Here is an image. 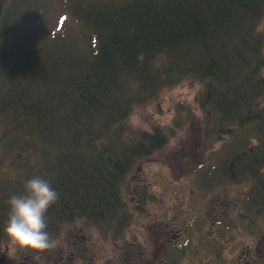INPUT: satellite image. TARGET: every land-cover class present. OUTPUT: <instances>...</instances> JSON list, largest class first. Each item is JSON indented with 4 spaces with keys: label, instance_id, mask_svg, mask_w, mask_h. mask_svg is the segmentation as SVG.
Here are the masks:
<instances>
[{
    "label": "trees",
    "instance_id": "obj_1",
    "mask_svg": "<svg viewBox=\"0 0 264 264\" xmlns=\"http://www.w3.org/2000/svg\"><path fill=\"white\" fill-rule=\"evenodd\" d=\"M57 7L86 31L84 43L65 13L55 18ZM263 15L264 0H0V239H7L6 201L40 176L59 194L45 214L50 237L57 243L77 226L59 247L34 250L38 264H93L103 247L91 243L87 230L106 243L125 240L133 205L144 208L154 199L138 178L130 181L128 199L127 176L184 130L194 107L177 102L169 123L150 122L148 129L131 127L129 116L184 81L198 85L192 104L202 115L201 164L189 171L191 187L215 196L246 185L237 202L217 205L220 213L206 223L240 232L258 224L255 217L264 216ZM182 227L188 244L170 253L179 262L199 251L202 243L193 241H203L191 221ZM130 244L115 248L109 264L148 262Z\"/></svg>",
    "mask_w": 264,
    "mask_h": 264
},
{
    "label": "rangeland",
    "instance_id": "obj_2",
    "mask_svg": "<svg viewBox=\"0 0 264 264\" xmlns=\"http://www.w3.org/2000/svg\"><path fill=\"white\" fill-rule=\"evenodd\" d=\"M64 13L66 14L65 23L71 22V28L78 36V41L84 43L86 41V31L84 29L77 30L76 23H73L72 18L64 8H56L55 18L57 17L60 20L61 17H64ZM263 24L264 15L259 26ZM197 90V84L191 81H184L179 85L163 90L156 99L149 103L135 107L129 116L128 124L131 127L148 129L150 128V122H158L160 124L169 123L174 115V107L177 102H186L192 108L194 107V119L186 125L184 130L172 138L159 153L151 158H147L127 176L124 195L128 199L130 196V181H133L134 178H138L151 189L154 199L151 203L144 206V208L133 205L135 208L133 213L135 221L128 228L125 235L126 239H123L122 242L120 241L115 245L114 243L104 242L103 238L94 229L86 231V235L91 240V243L97 241V245L99 242L101 248L103 247L96 254L95 251L90 250L95 254L91 259L93 264H109L110 259H112L111 257L115 256L113 255L114 249L116 248L118 250L119 247L125 248L127 247L126 243L131 245V242L139 246L138 254L140 255L142 252L148 258H146L148 264H155L158 262V259H161L160 257L163 253L161 245L163 240H161L160 231L165 228L167 222L176 226L175 229L182 228L183 230V221L188 219L195 226L191 228L197 230L203 241L220 239V236H218V228L206 223L207 221L205 219H208L209 214L217 216L220 213L217 203L221 202V200L228 205L230 202H237L238 196H242L243 191L246 190V185H242L241 183L229 185L227 187L228 191L224 189V191H221L215 196L213 194L203 195L201 191L196 193L191 187L194 179L188 176L189 171L191 168H196L201 164L198 157V149L202 115L192 104ZM227 219L225 218V221ZM255 220L258 221L256 228L249 225L251 223L246 224L249 227V231L248 228L244 229V232H240L239 227H232L231 229L237 233L238 237L247 239L248 245H250V239L254 241L253 245L254 243L257 244L258 241L260 250L263 248L262 253H264V236L262 234L264 232L262 230L264 227V216L263 218L257 216ZM72 226L75 228L77 225L74 224ZM72 229L68 230V232ZM246 230L248 233L253 230L254 232L245 238L247 234ZM68 232L67 230L63 232L55 247H59L63 242L69 240ZM227 234L225 235L228 240L230 237H234L230 231H227ZM133 238L136 240H133ZM181 239L186 241L183 236H181ZM201 239H192L191 241ZM180 244L184 245V242H180ZM63 246H66V244ZM157 248L158 252L156 253ZM170 248H168L167 257L161 264H173L174 262L172 260L176 264H221L220 255L216 257L211 252V249L215 252L217 250L208 246L206 243L202 244L199 251L192 256V259L185 255L180 262L178 261V257L175 258L174 256L173 259L171 258L170 253L173 252V249ZM73 255H76V253ZM37 257H35V251L33 249L21 250L17 247L9 246L7 239H0V264H38L37 260L39 256ZM112 264L118 263L116 261Z\"/></svg>",
    "mask_w": 264,
    "mask_h": 264
},
{
    "label": "clouds",
    "instance_id": "obj_3",
    "mask_svg": "<svg viewBox=\"0 0 264 264\" xmlns=\"http://www.w3.org/2000/svg\"><path fill=\"white\" fill-rule=\"evenodd\" d=\"M58 198L48 180L35 176L25 181L23 194L13 195L6 201L8 215L4 232L9 246L40 251L55 247L56 241L46 230L45 214Z\"/></svg>",
    "mask_w": 264,
    "mask_h": 264
},
{
    "label": "flooded vegetation",
    "instance_id": "obj_4",
    "mask_svg": "<svg viewBox=\"0 0 264 264\" xmlns=\"http://www.w3.org/2000/svg\"><path fill=\"white\" fill-rule=\"evenodd\" d=\"M217 205L222 206L223 200L217 203ZM224 217L225 216L223 215V222H225ZM234 227L238 228V226H234ZM252 227L256 228L257 225L256 224L252 225ZM175 228L176 226H173L171 223L167 222L165 224V228L160 231V237H161V240H163L161 244L163 248V253H162V256L160 257L161 259H158V264H161L162 261L164 260V257H165L164 252H166L165 248L171 247L173 249V252L171 254L173 255L175 252H177L176 249H174L175 246H178L180 242L182 243L184 242V244L187 243V241H184L183 239H181L182 233L180 231V228L178 230ZM223 229H224V226L223 224H221V227L218 230V235L221 236L219 240L214 239V240H208V241H193V243L194 244L198 242L202 244L206 243L208 246H211L212 248L214 247L217 250L218 254L220 255L221 264H264V253H262L263 248H261L260 250L258 241H257L258 245L255 243L253 245L254 241L250 239V242H249L250 245H248L247 239L238 237L237 233H235L233 229H229V230L225 229V231ZM254 230L249 233L248 231H246L247 234L245 235V238L247 235H252ZM262 230L264 231V227L262 228ZM227 231L228 232L230 231L231 233H233L234 237H230L229 240L226 239L227 237L225 234H227ZM262 234L264 236V232ZM157 252H158V248H157L156 253ZM172 262H175V261L172 260ZM145 264H148V262H146Z\"/></svg>",
    "mask_w": 264,
    "mask_h": 264
}]
</instances>
